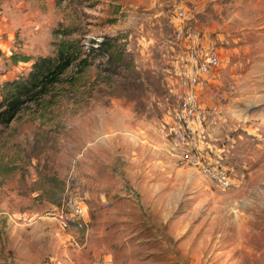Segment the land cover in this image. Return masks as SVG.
I'll return each instance as SVG.
<instances>
[{
  "label": "rangeland",
  "instance_id": "obj_1",
  "mask_svg": "<svg viewBox=\"0 0 264 264\" xmlns=\"http://www.w3.org/2000/svg\"><path fill=\"white\" fill-rule=\"evenodd\" d=\"M189 1L222 53L198 94L229 190L160 135L181 69L170 20ZM64 40L90 65L0 125V264H264V0H0V85L31 68L11 52L55 57ZM68 195L88 206L87 233L47 218Z\"/></svg>",
  "mask_w": 264,
  "mask_h": 264
},
{
  "label": "built area",
  "instance_id": "obj_2",
  "mask_svg": "<svg viewBox=\"0 0 264 264\" xmlns=\"http://www.w3.org/2000/svg\"><path fill=\"white\" fill-rule=\"evenodd\" d=\"M198 10L195 1L181 3L170 20L174 41L180 44L185 57L178 73L180 78L171 89L175 100L173 116L163 122L160 135L167 142L169 153L179 162L194 167L221 190H229L235 184L233 177L209 154L202 140L206 111L198 93L222 67L223 59L218 40L198 24ZM46 216L63 232L87 233L90 229L88 206L75 195L64 197ZM92 264H109V260L102 257Z\"/></svg>",
  "mask_w": 264,
  "mask_h": 264
},
{
  "label": "trees",
  "instance_id": "obj_3",
  "mask_svg": "<svg viewBox=\"0 0 264 264\" xmlns=\"http://www.w3.org/2000/svg\"><path fill=\"white\" fill-rule=\"evenodd\" d=\"M97 47L105 48L108 46L106 40L96 43ZM115 47V46H112ZM95 50V48H91ZM111 61L116 57H122L123 53L108 54ZM4 56V52L0 48V58ZM10 63L17 65L19 63L31 64L29 72L18 79L8 80L0 85V89L9 87V95L0 102V125L8 126L14 121L19 112L27 102L36 100L45 93L49 86L55 85L61 81L62 76L79 60L85 67L90 65L88 58H82L81 48L78 42L62 41L57 48L55 57L40 56L33 57L31 55L19 52H11L9 56Z\"/></svg>",
  "mask_w": 264,
  "mask_h": 264
},
{
  "label": "crops",
  "instance_id": "obj_4",
  "mask_svg": "<svg viewBox=\"0 0 264 264\" xmlns=\"http://www.w3.org/2000/svg\"><path fill=\"white\" fill-rule=\"evenodd\" d=\"M198 13H199V10H198ZM198 13H197V15H198ZM196 18H197V16H196ZM197 21H198V18H197ZM174 42H175V41H174ZM175 44H176V45L180 48V50H181V51L179 52V54H177V57H179V59H181V67H183V54H184V52H183V50H182L180 44H178L177 42H175ZM171 48L175 50L174 47L171 46ZM181 56H182V58H181ZM216 74H217V73H216ZM216 74H214V75L209 79V81H210L212 78H214ZM208 83H209V82H208Z\"/></svg>",
  "mask_w": 264,
  "mask_h": 264
}]
</instances>
